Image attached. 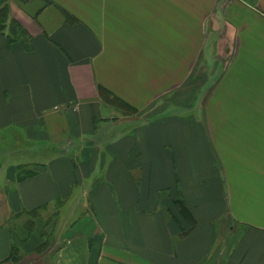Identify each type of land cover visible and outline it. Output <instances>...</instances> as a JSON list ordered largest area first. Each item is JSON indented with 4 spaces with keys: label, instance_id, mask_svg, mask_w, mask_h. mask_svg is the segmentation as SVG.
Segmentation results:
<instances>
[{
    "label": "crops",
    "instance_id": "obj_1",
    "mask_svg": "<svg viewBox=\"0 0 264 264\" xmlns=\"http://www.w3.org/2000/svg\"><path fill=\"white\" fill-rule=\"evenodd\" d=\"M5 2L0 264H264V0Z\"/></svg>",
    "mask_w": 264,
    "mask_h": 264
},
{
    "label": "trees",
    "instance_id": "obj_2",
    "mask_svg": "<svg viewBox=\"0 0 264 264\" xmlns=\"http://www.w3.org/2000/svg\"><path fill=\"white\" fill-rule=\"evenodd\" d=\"M0 32L7 36L9 43H14L22 38H28V33L24 26L11 15L10 5L5 2L0 8ZM104 92V91H103ZM22 168L18 167V178L23 179L27 176H22ZM33 174V173H32ZM17 251L13 252V258L16 257Z\"/></svg>",
    "mask_w": 264,
    "mask_h": 264
},
{
    "label": "rangeland",
    "instance_id": "obj_3",
    "mask_svg": "<svg viewBox=\"0 0 264 264\" xmlns=\"http://www.w3.org/2000/svg\"><path fill=\"white\" fill-rule=\"evenodd\" d=\"M4 4V3H3ZM2 4V5H3ZM2 5L0 6V8L2 7ZM220 67H222V65L221 64H219L218 62H217V64H215V68L218 70V71H220ZM198 77H201V75L199 74V76H197L196 78L197 79H200V78H198ZM196 83V82H195ZM198 87L201 85V84H196ZM53 155V152H50V153H48V154H45L42 158L40 157V158H37V159H44V158H47V156H52ZM19 160H21V159H36V157H32V155H29V156H23V157H19L18 158ZM36 159V160H37ZM37 165V163L36 162H29V163H27V164H23V165H19V167H21L22 169V176L20 175V177H24V176H30V175H32V173H34V171H35V166ZM44 223V222H43Z\"/></svg>",
    "mask_w": 264,
    "mask_h": 264
}]
</instances>
